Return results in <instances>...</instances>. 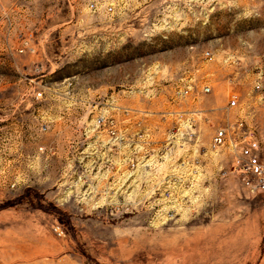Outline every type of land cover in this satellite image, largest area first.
Here are the masks:
<instances>
[{
    "label": "rangeland",
    "instance_id": "1",
    "mask_svg": "<svg viewBox=\"0 0 264 264\" xmlns=\"http://www.w3.org/2000/svg\"><path fill=\"white\" fill-rule=\"evenodd\" d=\"M205 88L264 144V0H0V264H264Z\"/></svg>",
    "mask_w": 264,
    "mask_h": 264
},
{
    "label": "built area",
    "instance_id": "2",
    "mask_svg": "<svg viewBox=\"0 0 264 264\" xmlns=\"http://www.w3.org/2000/svg\"><path fill=\"white\" fill-rule=\"evenodd\" d=\"M211 59V54H206ZM190 88L179 92L180 97L189 94ZM211 92L205 88L204 93ZM42 93L37 94V99ZM240 107L239 97L233 94L224 109L226 121L219 125L212 137L210 150L215 153L227 151L231 157L227 173L237 176L246 190L253 195H264V144L252 126L244 119H236L231 114ZM97 128H102L106 136L117 145L122 142V135L118 130V123L114 118L101 117L97 120ZM47 127H43V132Z\"/></svg>",
    "mask_w": 264,
    "mask_h": 264
},
{
    "label": "crops",
    "instance_id": "3",
    "mask_svg": "<svg viewBox=\"0 0 264 264\" xmlns=\"http://www.w3.org/2000/svg\"><path fill=\"white\" fill-rule=\"evenodd\" d=\"M232 58L235 59V52L232 53ZM233 91H235V90H233ZM211 92H212V97H214V98H218L219 97L220 98V103H218L219 107H221V109L225 108L227 106L226 94H220L219 92H217V90L215 88H213ZM219 94H220L221 97L219 96ZM255 101L257 102V97H255ZM4 116H6V117H4L6 120H3L1 122L8 121L10 118L12 119V116L14 117V114L10 115V110H8L7 114L4 115ZM2 118H3V116H2ZM0 135H4V134H0ZM14 139H17V137H15Z\"/></svg>",
    "mask_w": 264,
    "mask_h": 264
}]
</instances>
